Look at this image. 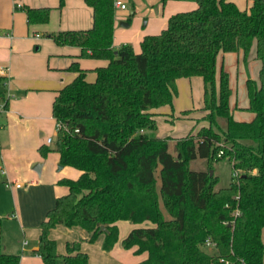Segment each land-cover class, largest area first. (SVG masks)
<instances>
[{"label": "trees", "instance_id": "16d2710c", "mask_svg": "<svg viewBox=\"0 0 264 264\" xmlns=\"http://www.w3.org/2000/svg\"><path fill=\"white\" fill-rule=\"evenodd\" d=\"M113 1L85 0L92 8L90 28L49 34L58 45L79 47V56L107 63L87 81L88 70L72 62L68 69L77 75L53 99L52 116L61 125L54 150L61 165L81 173L58 181L68 191L41 222L37 253L44 264H89L79 242L57 253L50 229L79 226L90 233L89 242L104 232L102 247L110 250L117 221H149L121 241L124 249L135 247L134 254L147 253L135 264H263L264 0H252L248 10L232 0H194L195 8L171 14L159 33L143 36L138 52L130 44L112 46ZM23 9L28 24L49 18V7ZM253 47L260 61L258 78L246 79L253 118L241 121L231 114L223 67L216 81V58L242 50L246 62ZM191 76L203 80L204 114L183 137L156 136L150 110L172 106L176 79ZM6 83L0 75V111L8 107ZM202 121L206 125L196 129ZM197 158L206 169L191 168ZM225 159L237 177L217 188L214 162ZM18 262V254L0 252V264Z\"/></svg>", "mask_w": 264, "mask_h": 264}, {"label": "crops", "instance_id": "0c3cea01", "mask_svg": "<svg viewBox=\"0 0 264 264\" xmlns=\"http://www.w3.org/2000/svg\"><path fill=\"white\" fill-rule=\"evenodd\" d=\"M121 1L125 8H114L112 46L117 49L130 44L135 52L140 50L143 36L157 34L166 27L171 14L197 6L194 0H168L164 4L159 0ZM131 1L134 3L128 8ZM232 1L244 10L252 4V0ZM24 6L49 7L48 20L28 24ZM135 6L150 8H146L142 15L135 13ZM92 15V8L85 0H63L61 7L59 0H0V75L7 77L9 96L8 107L0 111V252L18 254V264H44L37 253L40 224L48 210L54 207L56 198L68 191L67 186L58 181L76 179L81 173L72 166L61 165L59 154L54 150L56 120L51 112L53 99L57 91L77 75L76 71L68 69L72 62L76 61L80 68L88 70L87 81H94V68L107 63L105 59L81 57L79 47L58 45L49 34L88 29L92 26ZM222 67L229 77L231 114L236 120H251L253 114L246 110V79L249 73L251 78L257 79L260 69L254 47L246 62L242 50L219 52L216 58L217 83ZM175 85L172 106L165 104L150 110L155 113L158 137H183L195 125V119L204 114L202 78L180 77ZM199 124L203 126L206 122ZM198 125L196 129L200 127ZM47 138H51L50 142ZM43 147L48 148L46 154L41 152ZM127 222H116L118 240L106 250L109 254L115 255L116 248H123L121 241L132 228L151 226L149 221L140 224ZM121 225L125 228L122 233ZM60 235L61 239L66 238V245L69 241L73 243L77 235L85 241L90 237V233L79 226L57 224L49 231V237L55 240L56 251ZM261 240L264 244V227ZM84 246L89 245L80 244L81 251ZM125 250L133 253L135 247ZM84 252L87 253L86 248ZM135 255V262H140L147 253Z\"/></svg>", "mask_w": 264, "mask_h": 264}, {"label": "rangeland", "instance_id": "374dc122", "mask_svg": "<svg viewBox=\"0 0 264 264\" xmlns=\"http://www.w3.org/2000/svg\"><path fill=\"white\" fill-rule=\"evenodd\" d=\"M133 3H134V1H131V3H129L130 6H128V8L132 7L131 5ZM155 7H156V4L154 5V8ZM146 8L149 9L150 6H147V7L135 6L134 11H135V13H140L143 15ZM248 76L251 77V73H249ZM239 83L237 84V87H238V90L240 92L241 88H240ZM199 126H200V124L198 125V127ZM154 134L156 135L155 132H154ZM172 143H173V141L171 142V144ZM170 149L173 152L172 146H170ZM190 166L193 169H206L207 168L206 161L204 159H198V158L195 160H192L190 162ZM214 172L216 175H218V178H219L216 187L218 188V187L228 186V184L230 183V181L232 179L231 178L232 169H231V165H230L229 161L227 159H225V160H220V161L214 162ZM127 223L130 224V222H127ZM121 226L122 227L120 228V233H122L125 229L123 227V225H121ZM61 237H62V235L59 236V242L60 243L58 244L57 252L59 254H66V238L61 239ZM76 237L77 238H75V240H73V242H79L82 245L83 244L89 245L88 247L84 246L83 250L85 251V248H86V251L89 255V263L90 264H135V263H137V262H135L137 255L133 254L130 250H125L123 248H116L115 255H112V254H109L108 251L103 249L102 239L104 237V232H100L95 237V239L91 242H89L88 240L85 241V239H82L81 237L79 238L78 235ZM98 237H100V239L97 240ZM69 243H71V241H69ZM206 250H212V249L206 248Z\"/></svg>", "mask_w": 264, "mask_h": 264}, {"label": "built area", "instance_id": "2783aa9c", "mask_svg": "<svg viewBox=\"0 0 264 264\" xmlns=\"http://www.w3.org/2000/svg\"><path fill=\"white\" fill-rule=\"evenodd\" d=\"M113 5H114V8H125V4L121 1V0H114L113 1ZM60 123L56 122V130L58 128H60ZM75 131H78V129H75ZM51 138H47V141L50 142ZM221 153V151L219 152V154ZM231 177L233 178H236L237 177V171L236 170H232L231 172ZM205 246L208 247V248H213L214 247V243L211 242L210 240L206 239L205 241Z\"/></svg>", "mask_w": 264, "mask_h": 264}, {"label": "water", "instance_id": "95a60500", "mask_svg": "<svg viewBox=\"0 0 264 264\" xmlns=\"http://www.w3.org/2000/svg\"><path fill=\"white\" fill-rule=\"evenodd\" d=\"M209 173L212 174V170L211 169H210ZM101 228H103V226Z\"/></svg>", "mask_w": 264, "mask_h": 264}]
</instances>
